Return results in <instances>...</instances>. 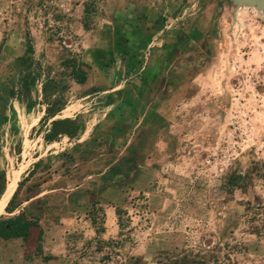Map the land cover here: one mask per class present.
Instances as JSON below:
<instances>
[{
	"label": "rangeland",
	"instance_id": "obj_1",
	"mask_svg": "<svg viewBox=\"0 0 264 264\" xmlns=\"http://www.w3.org/2000/svg\"><path fill=\"white\" fill-rule=\"evenodd\" d=\"M145 80L152 110L130 116ZM47 81L72 108L61 117H83L74 140H43ZM2 173L3 200L32 175L0 218L25 211L40 228L0 239V264H159L218 244L264 264L246 221L264 206V14L234 0H0Z\"/></svg>",
	"mask_w": 264,
	"mask_h": 264
},
{
	"label": "trees",
	"instance_id": "obj_2",
	"mask_svg": "<svg viewBox=\"0 0 264 264\" xmlns=\"http://www.w3.org/2000/svg\"><path fill=\"white\" fill-rule=\"evenodd\" d=\"M33 52V46L29 45L26 53L30 55ZM71 75L79 85L87 83V73L75 69L72 71ZM40 78L41 75L33 73L25 77L22 90L26 96L32 93V88L37 85ZM55 87L56 84L52 83V81H47L42 84L43 103L46 105V111L40 123L43 140L46 144L57 142L62 138L74 140L85 128L81 115L76 118H60L62 112L67 107L68 101L61 95L54 96L50 93V90ZM129 150L131 151L132 149ZM31 175L32 173L29 174V177ZM29 177L19 183L17 191L15 194L13 193L14 196L11 201L9 200L10 202L6 208V213L11 214L21 206V203L17 202L18 196L25 181L28 180ZM18 180L19 177L17 179V184ZM6 181V175L2 173L0 175V198L5 191ZM247 213L246 221L249 224L250 232L257 237H264V206L250 204ZM33 228H40L38 220L35 217L29 219L25 211L21 215L13 218H5L2 216L0 218V239L10 241L16 238H23L24 241H28ZM43 235L44 230L40 229L37 239L39 245L43 241ZM225 250L226 246L218 244L217 257L214 256L211 251H207V249L202 247L197 252L191 248L177 249L167 252L163 259L159 261V264H237L233 257L234 250ZM50 260L51 259H46V261ZM113 264H140V260L135 257H130L124 262L117 261Z\"/></svg>",
	"mask_w": 264,
	"mask_h": 264
},
{
	"label": "crops",
	"instance_id": "obj_3",
	"mask_svg": "<svg viewBox=\"0 0 264 264\" xmlns=\"http://www.w3.org/2000/svg\"><path fill=\"white\" fill-rule=\"evenodd\" d=\"M136 40L133 41V44H136ZM153 48V47H152ZM132 50H137V46L136 45H132ZM152 50V49H151ZM151 50H149V53H150V57L153 55V53H156V50H153L151 52ZM148 53V52H147ZM160 75V74H158ZM150 76H148L149 78ZM156 77V79H158L159 76H156L154 75V78ZM147 78V79H148ZM153 79V78H152ZM149 80V79H148ZM152 81V80H151ZM87 84V83H86ZM84 84V85H86ZM79 85V84H78ZM84 85H81V86H84ZM36 95L38 97V100L40 102H43L42 99H43V92H42V89L41 90H37L36 91ZM133 97L130 99V102H129V106L126 108L128 110V114L130 116H141V115H145L147 112H149L150 110H152V107H151V104L156 100V97L157 95L156 94H153L151 92V87L150 85H148V82L147 80H145L144 83L141 84V89L140 91L136 92L135 94L132 95ZM44 104V103H43ZM69 104H67V107L64 111H67V110H70L72 109L70 106H68ZM46 106V105H45ZM43 113L45 114V111H46V107L43 108ZM63 111V112H64ZM62 112V113H63ZM80 113H77L75 115H71V116H67V117H60L62 119H65V118H76L77 116H79ZM62 115V114H61ZM147 115V114H146ZM145 115V116H146ZM127 129H129V127H127ZM69 139V138H68ZM18 179V178H17ZM17 179L11 184L14 186V189H13V192L11 193V197L10 199L14 196L15 192L17 191L18 188H16V186L18 187L19 185L17 184ZM6 180H7V177H6ZM10 181H11V177L8 178V181H6V188H5V191L6 189L8 188V186H10ZM19 183V181H18ZM16 189V190H15ZM4 191V193H5ZM4 193L2 194L1 198H2V201H0V206L2 205V210L3 212H5V209H6V206H8V203H9V200L7 197V199L5 198V200H3L4 196ZM7 193V192H6ZM14 193V194H13ZM4 195V196H3ZM0 198V200H1ZM5 204V205H3ZM3 215V214H2ZM1 216V215H0Z\"/></svg>",
	"mask_w": 264,
	"mask_h": 264
},
{
	"label": "bare ground",
	"instance_id": "obj_4",
	"mask_svg": "<svg viewBox=\"0 0 264 264\" xmlns=\"http://www.w3.org/2000/svg\"><path fill=\"white\" fill-rule=\"evenodd\" d=\"M236 4L239 9L254 8L255 10L264 14V4L258 2L257 0H237Z\"/></svg>",
	"mask_w": 264,
	"mask_h": 264
},
{
	"label": "water",
	"instance_id": "obj_5",
	"mask_svg": "<svg viewBox=\"0 0 264 264\" xmlns=\"http://www.w3.org/2000/svg\"><path fill=\"white\" fill-rule=\"evenodd\" d=\"M234 1H235V3H236L237 0H234ZM257 1L260 2V3H262V4H264V0H257ZM7 191H8V189H6L4 195L6 194ZM4 195H3V196H4ZM0 201H2V198H1Z\"/></svg>",
	"mask_w": 264,
	"mask_h": 264
}]
</instances>
